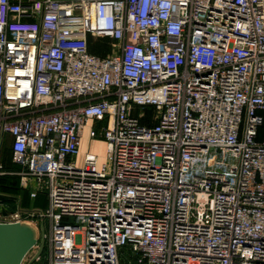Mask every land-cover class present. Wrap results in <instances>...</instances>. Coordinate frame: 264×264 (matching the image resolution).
Masks as SVG:
<instances>
[{"label": "built area", "instance_id": "built-area-1", "mask_svg": "<svg viewBox=\"0 0 264 264\" xmlns=\"http://www.w3.org/2000/svg\"><path fill=\"white\" fill-rule=\"evenodd\" d=\"M6 136L37 262L264 264V0H0Z\"/></svg>", "mask_w": 264, "mask_h": 264}, {"label": "water", "instance_id": "water-1", "mask_svg": "<svg viewBox=\"0 0 264 264\" xmlns=\"http://www.w3.org/2000/svg\"><path fill=\"white\" fill-rule=\"evenodd\" d=\"M44 228L29 221L0 222V264H21L27 253L37 247L27 264L43 253Z\"/></svg>", "mask_w": 264, "mask_h": 264}, {"label": "rangeland", "instance_id": "rangeland-1", "mask_svg": "<svg viewBox=\"0 0 264 264\" xmlns=\"http://www.w3.org/2000/svg\"><path fill=\"white\" fill-rule=\"evenodd\" d=\"M96 50L98 51V54H106L110 52V48L107 49V47L103 46L100 48H96ZM100 127H104V124H99L98 126H96L94 129L96 131H99L98 128ZM7 146V143L6 145ZM106 143L104 138L102 137V135L97 134L96 136L92 137L90 136V138H82V152H80V154L78 155L77 159V164L80 165V161H81V157L88 153L91 155H96L97 159H98V163L99 165L104 163L106 160ZM6 151V150H5ZM3 163V161H2ZM4 165V164H3ZM21 187V186H20ZM22 188V187H21ZM27 190V189H26ZM26 193L28 194L29 191L27 190ZM26 194V195H27ZM30 198V196H29ZM44 201V197L42 194H38L35 199H34V204L36 205H41ZM46 197H45V204H46ZM44 224H47V221L44 222ZM36 246L33 247L25 256V258L23 259L21 264H27L29 259H31V257L34 255L35 251H36ZM32 264H44V262L41 260L39 262L34 261Z\"/></svg>", "mask_w": 264, "mask_h": 264}, {"label": "crops", "instance_id": "crops-1", "mask_svg": "<svg viewBox=\"0 0 264 264\" xmlns=\"http://www.w3.org/2000/svg\"><path fill=\"white\" fill-rule=\"evenodd\" d=\"M89 40L92 42V44L96 42V40L93 37H89ZM90 52L93 53V54H96V55H100V54L95 53V52H93L91 50H90ZM106 54H104V55H106ZM99 124H102V122H99V121H96V120H90L88 122V124L84 127V129L82 131V134H81L80 152H82V138H85V139L88 138V137L90 138V136H91V130L96 131L94 128L96 126H98ZM10 139H11L10 136H6L7 146L4 147V151H3V154H2V158H6V155H5V150H6L7 151V155L8 156L10 155V159H9L8 162H7L8 158L5 159V162H4L5 168L3 170L5 173L3 175L8 176V177H12L13 181L16 180L15 182H16V184H18V186L16 188H14V189L8 188L9 192H13L15 194H17V193L25 194V196L23 197V199L21 201L22 202L21 203L22 206L23 205H26L27 207H44V206H46V204H45V196H43L44 197L43 203L41 205H36V204H34V199L35 198H29V195H26L27 194L26 193L27 190L25 188H21L20 187V184H19V175H18V173L20 172V169H19L18 166L14 165L12 163V160H11V151L9 149ZM18 204L19 203L17 201V205Z\"/></svg>", "mask_w": 264, "mask_h": 264}, {"label": "trees", "instance_id": "trees-1", "mask_svg": "<svg viewBox=\"0 0 264 264\" xmlns=\"http://www.w3.org/2000/svg\"><path fill=\"white\" fill-rule=\"evenodd\" d=\"M103 46L107 47V49L110 48L107 39H103L102 42H100L99 40H96V42L93 44L89 40V51L91 50L95 53H98L96 48H100ZM5 155H6V158H8L7 160L8 162L10 159V155L9 156L7 155V151H5ZM6 158H2L3 164ZM4 168H5V164H4ZM15 181H13L12 177H8L5 175L0 176V213L13 211L17 208L18 205L20 207H27L26 205H23V206L21 205L22 203L21 201L23 197L25 196V194H22V193L15 194L13 192H9L8 190V188L14 189L18 186V184H16ZM27 195H29V193ZM17 201L19 203L18 205H17Z\"/></svg>", "mask_w": 264, "mask_h": 264}]
</instances>
